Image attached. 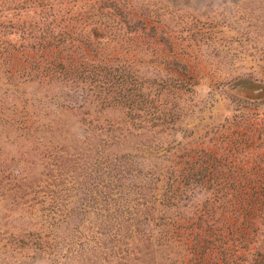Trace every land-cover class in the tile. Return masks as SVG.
I'll return each mask as SVG.
<instances>
[{"label": "rangeland", "instance_id": "rangeland-1", "mask_svg": "<svg viewBox=\"0 0 264 264\" xmlns=\"http://www.w3.org/2000/svg\"><path fill=\"white\" fill-rule=\"evenodd\" d=\"M35 4L0 0V27L10 28L0 31V43L20 50L11 27L19 23V12L21 23H34ZM142 5L151 12L139 19V29L150 35L143 51L112 49L105 55L120 62L124 57L154 89L168 91L171 79L184 80L170 92L182 111L173 131L158 126L164 132L153 135L133 126L130 134L109 133L108 125L123 128L119 111L98 110L90 98L75 106L78 96L65 85L32 78V57L17 54L18 64L27 61L22 70L12 66L11 56H0V264H183L187 250L171 258V249L163 253L141 243L151 229L160 231L158 218L173 225L181 214L192 213L172 215L162 206L173 165H187L188 155L196 163L207 151L211 187L264 184V0ZM55 122L62 131L50 130ZM132 176L137 195L128 189ZM217 207L209 225L227 237ZM182 233H168L161 241L176 247ZM212 237L208 264H264V226L241 247H222ZM138 248L159 251L143 260L137 259Z\"/></svg>", "mask_w": 264, "mask_h": 264}, {"label": "trees", "instance_id": "trees-1", "mask_svg": "<svg viewBox=\"0 0 264 264\" xmlns=\"http://www.w3.org/2000/svg\"><path fill=\"white\" fill-rule=\"evenodd\" d=\"M32 1L36 3L35 7L39 8L34 11L36 14L34 23L28 25L21 23L22 14L19 12V23L11 27L22 42L20 50L10 48V44L0 43L1 57L11 56L12 66L15 65L22 70L27 61H24L23 65L18 64L16 57L18 55H23V58L32 57L31 71L36 72L32 78L36 81H45L44 83L65 85L70 89L69 92L73 91L78 96L75 106L79 105L77 102H81L83 98H90L98 110L119 111L123 116L125 129H116L113 125H108L106 128L109 133L123 130L130 134L133 126L138 127L136 130L142 133L153 135L164 132L158 131V126L164 130H174L176 121L182 117V111H179L173 102L176 98H173L170 92H174L176 86L180 88L184 80L180 77L171 79L172 87H169V92L161 86L160 90L158 86L154 89L152 85H147L144 76H140L124 57L120 62L118 57L105 55V52H111L112 49L118 51V54L119 51L129 53L133 50L135 54L143 51L146 39L150 35L145 33L144 27L139 29V19L147 18L146 13H151L148 9L142 11L144 9L142 4L146 1L149 8L152 0ZM0 28V31L10 30L3 26ZM10 52L13 54L8 55ZM164 94L167 95L169 102L164 101L163 97H166ZM55 123L50 130L62 131L61 125ZM112 139L115 141L117 137L113 136ZM40 144L43 146L46 143L41 139ZM188 156L184 159L187 165L171 167L162 194L164 200L162 206L166 210H172L170 213L172 215L173 210L181 213L191 210V215L181 214L178 218L180 221L177 220L179 223L176 221L173 225H170L172 220L158 218L161 233L158 231L153 233L151 229L146 239L141 238V243L156 247L163 253L171 249L173 253L171 258L177 256L179 249L187 250L188 254L182 260L183 264L190 261H192L190 264H196L195 256L199 264H208L213 254L210 247L211 244L214 245L212 236L219 237L215 242L222 247H241L250 237L258 238V225L264 226V184L234 182L211 187L209 183L213 178L212 155L207 151L202 152L197 156L196 163L192 161L194 159L192 155ZM126 174L131 177V172L129 173L127 169ZM242 177L246 181L249 180L245 175ZM257 177L259 175L255 176ZM127 179L130 182L132 179L136 180L133 176ZM135 185L131 182L128 189H132L133 194L137 195L133 191ZM198 199H202L201 209L197 205ZM191 206H195L196 210H192ZM216 206L221 210L220 222H223V227H228L227 237L222 235V229L221 234H214L213 228L209 225L208 218ZM233 215L235 219H231ZM182 229L184 233L182 239L178 241L179 244H175L176 247L173 245L168 247L169 240L161 241L166 234ZM36 244L45 250L43 243ZM158 251L152 249L154 253ZM152 252L144 253L138 248L137 259L155 258ZM161 258L163 259L162 254Z\"/></svg>", "mask_w": 264, "mask_h": 264}]
</instances>
